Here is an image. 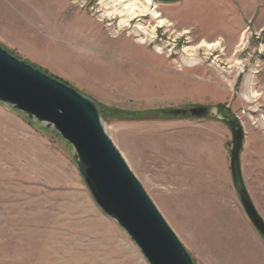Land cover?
Returning a JSON list of instances; mask_svg holds the SVG:
<instances>
[{
    "label": "rangeland",
    "instance_id": "obj_1",
    "mask_svg": "<svg viewBox=\"0 0 264 264\" xmlns=\"http://www.w3.org/2000/svg\"><path fill=\"white\" fill-rule=\"evenodd\" d=\"M2 2L48 32L42 37L51 46L50 71L0 45L98 104L103 128L194 264H210L200 227L206 216L211 222L212 209L197 202L193 188H209L225 161L230 178L232 133L220 120L182 111L212 105L229 111L244 134L246 187L263 194L255 179L256 164L264 168V34L239 14L254 1L189 0L168 9L153 4L158 18L138 16L124 27L123 13L112 10L110 0ZM225 24L230 36H214ZM107 109L117 112L103 114ZM0 264H149L95 204L71 144L1 102Z\"/></svg>",
    "mask_w": 264,
    "mask_h": 264
},
{
    "label": "water",
    "instance_id": "obj_2",
    "mask_svg": "<svg viewBox=\"0 0 264 264\" xmlns=\"http://www.w3.org/2000/svg\"><path fill=\"white\" fill-rule=\"evenodd\" d=\"M0 102L30 121L45 123L71 144L72 157L95 204L127 232L149 264H194L106 133L93 99L0 45ZM188 113L230 122L215 105L191 107ZM230 131L232 183L247 218L264 241V220L241 174V124L237 121Z\"/></svg>",
    "mask_w": 264,
    "mask_h": 264
},
{
    "label": "crops",
    "instance_id": "obj_3",
    "mask_svg": "<svg viewBox=\"0 0 264 264\" xmlns=\"http://www.w3.org/2000/svg\"><path fill=\"white\" fill-rule=\"evenodd\" d=\"M2 1L3 0H0L1 44L10 48L14 53L27 59L29 62L38 64L49 70L46 61L48 55L46 53L51 49V46L42 37V34H48V32L45 31L41 25L33 24V21L25 12L22 13L17 10L18 16H22L24 19L28 20L29 23L33 24V27L21 24L17 14L14 15L8 11L6 9L7 6L4 5ZM188 1L189 0H151L154 5L164 9L175 8ZM253 1L251 5H243L239 14L243 18L253 19L255 31H262L264 34V4L257 0ZM232 14L233 11L226 10V16ZM230 34V27L225 24L222 32L214 36L220 35L226 38L229 37ZM205 38L206 37L203 39L206 40ZM255 50H257L256 47L254 52ZM256 166L259 170L257 178L255 179L258 181V185L256 186L260 188L263 194L253 189L251 191L247 189L242 158L240 160L244 185L256 210L264 220V168L261 167L262 165L260 163L256 164ZM209 175L210 174L205 171V175H202V177L207 181V179L209 180L210 178ZM202 177L197 180L201 182ZM230 178L227 162L225 161L222 164L220 178H215L209 188L207 186H205L204 189L197 187L193 188V192L195 191L194 196L196 195L198 199L197 202L203 199L204 205L207 207L210 206L212 209L211 222L208 221V216H206L202 228L200 227L202 230L201 237L204 239L207 250L206 262L210 264H264V241L245 215L241 203L240 207L235 200L234 192L236 191L235 189L233 190L234 186L233 183L231 184L232 178ZM214 183L215 185H213ZM195 207H197L196 204Z\"/></svg>",
    "mask_w": 264,
    "mask_h": 264
},
{
    "label": "bare ground",
    "instance_id": "obj_4",
    "mask_svg": "<svg viewBox=\"0 0 264 264\" xmlns=\"http://www.w3.org/2000/svg\"><path fill=\"white\" fill-rule=\"evenodd\" d=\"M112 2L111 8L112 10H118L121 14V18L119 23L122 22L121 27L127 26V21L132 20L138 16H145L147 14H151L152 17H159L158 12L154 10V5L151 0H110ZM108 8V7H107ZM112 11H104V16H107ZM113 17V16H111ZM115 17V16H114ZM120 17V16H119ZM162 20H160L161 22ZM219 43H208L206 41H202V45L207 47L216 46Z\"/></svg>",
    "mask_w": 264,
    "mask_h": 264
},
{
    "label": "trees",
    "instance_id": "obj_5",
    "mask_svg": "<svg viewBox=\"0 0 264 264\" xmlns=\"http://www.w3.org/2000/svg\"><path fill=\"white\" fill-rule=\"evenodd\" d=\"M218 107V109H219V111L224 115V116H226V117H228L229 119H230V122L227 124L229 127H231V126H233L236 122H237V120L234 118V117H232L231 115H230V113H229V111L224 107V106H220V105H218L217 106ZM103 112V114H111V113H116L117 111H115L114 109H107L106 111H102ZM183 112V111H182ZM184 113V112H183ZM105 114V115H106ZM185 114L186 115H188V116H193V115H191V114H189L188 112H185ZM242 149V148H241Z\"/></svg>",
    "mask_w": 264,
    "mask_h": 264
},
{
    "label": "flooded vegetation",
    "instance_id": "obj_6",
    "mask_svg": "<svg viewBox=\"0 0 264 264\" xmlns=\"http://www.w3.org/2000/svg\"><path fill=\"white\" fill-rule=\"evenodd\" d=\"M185 112H188V109L184 110V113H185Z\"/></svg>",
    "mask_w": 264,
    "mask_h": 264
},
{
    "label": "built area",
    "instance_id": "obj_7",
    "mask_svg": "<svg viewBox=\"0 0 264 264\" xmlns=\"http://www.w3.org/2000/svg\"><path fill=\"white\" fill-rule=\"evenodd\" d=\"M171 52V50H169Z\"/></svg>",
    "mask_w": 264,
    "mask_h": 264
}]
</instances>
